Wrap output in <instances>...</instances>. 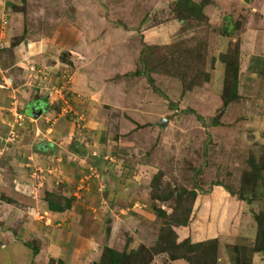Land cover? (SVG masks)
<instances>
[{"label": "rangeland", "instance_id": "1", "mask_svg": "<svg viewBox=\"0 0 264 264\" xmlns=\"http://www.w3.org/2000/svg\"><path fill=\"white\" fill-rule=\"evenodd\" d=\"M0 73V264H264V0H0Z\"/></svg>", "mask_w": 264, "mask_h": 264}, {"label": "trees", "instance_id": "2", "mask_svg": "<svg viewBox=\"0 0 264 264\" xmlns=\"http://www.w3.org/2000/svg\"><path fill=\"white\" fill-rule=\"evenodd\" d=\"M187 4H188V2H187ZM189 5H190L188 7V13L189 14H200V16L198 18L203 17V15L201 14V11H202L201 6H197L195 4H189ZM232 81H233V87L231 89V95H232V99H234L237 96V93H236L237 79H236V77H233ZM46 105L47 104H45V103L42 104L40 109L37 107H30V109L26 110L27 116L33 117L36 114V112H39V111H41V113L44 112L46 110ZM216 122H217L216 120L213 121L214 124H216ZM255 175H257V172L255 174H253L254 177H255ZM244 195L245 194L243 193L242 196H244ZM47 203H48L47 209L52 213H63L64 211H66L70 208V203L68 201H66L64 204H59V203L53 202L52 200H47ZM157 212H158V216H161V215L164 216V214H165L160 209ZM260 218H262V220L264 221V214L262 215V217L260 216ZM261 228H260V230H261ZM261 237H262V242H263L264 241L263 231L260 233V236H258V238H260V239H261ZM256 250H257V252H262V251H264V247H262V245H259L256 248ZM234 251H235V253H234V256L232 257L233 258L232 264H252L250 260L245 259L244 255H243V253H244L243 251L242 252L237 251L236 248ZM145 254H147V256H148L149 252L142 246H141L138 253L130 252L129 254H126L125 252L124 253H118V252L108 248V249H105V252L103 255V260L100 264H128L129 262H132L134 264H145V263H143V262H145V259H146ZM59 264H63V263L61 261H59ZM212 264H214V260H212ZM215 264H216V262H215Z\"/></svg>", "mask_w": 264, "mask_h": 264}, {"label": "crops", "instance_id": "3", "mask_svg": "<svg viewBox=\"0 0 264 264\" xmlns=\"http://www.w3.org/2000/svg\"><path fill=\"white\" fill-rule=\"evenodd\" d=\"M0 77H1V79H0V106H1V104H6V103H4V99H7L8 97H9V95H14L15 93H14V90H10V88L8 87V86H4L5 85V81H4V79H6L4 76H2V73H0ZM15 91H18L17 89H15ZM21 95V97L22 98H25L23 95H22V93L20 94ZM11 96V97H12ZM17 97L19 98V96L17 95ZM21 101V100H20ZM22 102V104H24V106H23V108H24V117H26V118H28V122H30V117L29 116H27V114H26V110H28V109H30V107H37V108H39L40 109V107H41V105L42 104H44L43 102H41V101H31V102H28L27 101V103H25V102H23V101H21ZM41 104V105H40ZM25 106H26V108H25ZM1 108V107H0ZM2 109L3 108H1L0 109V131H1V128L2 127H7V119H9L10 117H8V115L6 114V112H3L2 113ZM26 120V119H25ZM22 122H26V121H24V119H23V121ZM10 125V124H9ZM47 130H49V128L47 129ZM10 131V133H13L12 132V130H9ZM37 132L35 133V137H37ZM10 139V138H9ZM8 139V140H9ZM62 139H64V140H68V138H64V137H62ZM5 144V143H4ZM30 145L28 146V148L26 149V152L27 153H30ZM45 150H46V148L44 149V152H45ZM36 151V150H35ZM43 152V151H42ZM41 152V153H42ZM16 153H18V152H16ZM35 153H37V152H33V155L35 154ZM19 154V153H18ZM38 155L40 156V157H42V155L40 154V152L38 151ZM45 155V154H44ZM14 160V159H13ZM41 185H42V183H41ZM40 185V186H41ZM263 253H264V251H263Z\"/></svg>", "mask_w": 264, "mask_h": 264}, {"label": "built area", "instance_id": "4", "mask_svg": "<svg viewBox=\"0 0 264 264\" xmlns=\"http://www.w3.org/2000/svg\"><path fill=\"white\" fill-rule=\"evenodd\" d=\"M13 116H15V117H14L15 120H19V121H20V119H21V117H22V115L17 114L16 112H15V115H14V113H13Z\"/></svg>", "mask_w": 264, "mask_h": 264}, {"label": "water", "instance_id": "5", "mask_svg": "<svg viewBox=\"0 0 264 264\" xmlns=\"http://www.w3.org/2000/svg\"><path fill=\"white\" fill-rule=\"evenodd\" d=\"M39 113H41V111H39Z\"/></svg>", "mask_w": 264, "mask_h": 264}]
</instances>
